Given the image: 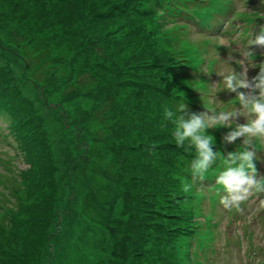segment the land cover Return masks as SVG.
Listing matches in <instances>:
<instances>
[{"label":"rangeland","instance_id":"374dc122","mask_svg":"<svg viewBox=\"0 0 264 264\" xmlns=\"http://www.w3.org/2000/svg\"><path fill=\"white\" fill-rule=\"evenodd\" d=\"M223 2L228 5V0ZM125 3L136 7L132 19L147 8V0ZM83 4V0H0V264H76V254L84 263L93 259L94 264H229L215 252L233 214L220 203L227 193L216 177L224 170L227 153L245 147L243 137L227 143L223 137L230 128L207 129L214 137L213 150L220 155L204 180L193 179L195 149L178 147L175 126L164 118L159 92L165 85L163 77L157 69L131 60L132 51L120 54L117 37L124 32L120 26L125 28L127 17L101 19L98 11L81 12ZM235 8L264 13L261 3L252 7L242 0ZM198 9L203 24L222 10V4L208 1ZM176 21L189 24L188 31L171 39L175 47L166 41L164 49L180 52L193 77H177V83L195 92L190 102L212 108L217 99L209 100V92L223 84L217 73L242 70L243 51L225 53L224 36L217 42L208 34L199 35L184 15ZM172 24L168 21L164 29ZM44 50L49 56L36 60ZM28 55L33 61L27 67ZM216 59L222 61L214 67ZM256 59L247 58L248 69ZM254 69L259 72V66ZM236 100L235 96V105ZM195 108H188L185 118L207 111ZM244 122L245 117L237 116L233 127ZM252 146L257 173L264 175V140L257 139ZM176 150L178 156L184 150L192 154L183 167L187 179L181 183L191 185L188 192L182 187L184 198L169 186L174 181L169 175ZM216 185L221 186L220 193L214 191ZM179 199L182 203L176 206ZM73 211L76 218L71 219ZM76 219L89 221L91 227L83 237L77 233L70 237L66 254L59 249V238L65 227L74 230ZM240 219L258 220L254 211ZM262 221L253 226L251 240L264 247ZM204 222L201 238L188 235ZM239 229L246 237L251 235L245 224ZM237 233L226 234L227 256L233 264H248L249 259L255 264L261 247L247 256L244 241L230 243L239 237ZM76 243L78 248L72 246Z\"/></svg>","mask_w":264,"mask_h":264},{"label":"clouds","instance_id":"9594fccd","mask_svg":"<svg viewBox=\"0 0 264 264\" xmlns=\"http://www.w3.org/2000/svg\"><path fill=\"white\" fill-rule=\"evenodd\" d=\"M249 45L264 48V25H260ZM253 54L249 50L244 53V60ZM241 60V69L218 72L223 78V87L236 93L240 108L230 111H206L199 114L193 113L185 118L176 115L172 110L165 108L164 118L174 124L173 136L178 147L186 151L195 149L196 156L191 161L190 170L193 179L204 180L208 169L216 162L220 155L213 150L214 137L208 134L207 129L219 126L230 128L223 140L234 143L237 138L243 137L245 146L239 151H229L223 159L224 170L216 177V183L223 186L227 195L221 198L220 203L226 209L235 208L242 211L241 204L253 194L264 193V175H258L255 160L256 150L253 142L257 139L264 140V62L259 63V72L248 78V66ZM252 67H256L253 64ZM247 89L248 91H238ZM187 105L181 104L178 112H185ZM210 113V114H209ZM237 116L245 117L244 123H233ZM183 191L188 192L191 185L183 183Z\"/></svg>","mask_w":264,"mask_h":264},{"label":"trees","instance_id":"16d2710c","mask_svg":"<svg viewBox=\"0 0 264 264\" xmlns=\"http://www.w3.org/2000/svg\"><path fill=\"white\" fill-rule=\"evenodd\" d=\"M196 1L198 0H147V8L145 10H139L138 16H136L135 19H132L129 16H132V14L136 12V7L133 5L130 7L127 6L125 0H92L89 3L87 0H83L84 4L81 8V12L88 9L90 13L92 11H98L99 14L96 15L101 19L113 18L114 21H118L119 17H127L125 25L126 29L120 26L124 32L117 37L121 46L120 54L123 52L127 53V50H130L132 51L131 60H138L137 63L140 65H146L158 70V73L163 77L165 84L164 86L161 85L159 87V92L163 97L162 105L164 108H170L177 116L180 114L186 116L188 108H195V106V109L200 111V106L202 105L198 106L190 102V99L196 96L195 92L192 93L191 90L187 89L185 83L184 85L177 83V77L186 80H191L193 78L192 74L185 66L186 61L180 58V52H173L164 49L166 41L167 44L170 45V48L172 46L175 47L177 44L171 39L179 38L184 35V29L168 26V30H165L164 27L168 21L173 23L176 18L183 15L188 19H191V11L194 8V3H196ZM261 20L264 21V17H262ZM168 31H171V33H168ZM110 33L111 32H107V35ZM125 35H127L126 38H124ZM163 37L166 40L163 39ZM110 46L111 44H109V47ZM128 46L129 49H126ZM44 51H46V56H43ZM44 51H39L36 60L40 61L49 56V51ZM113 55L114 54H111V56ZM32 61V55H28L26 57L25 65L28 67ZM131 66L132 64L126 67L131 68ZM181 104L187 105L188 108H186L185 112L179 113L177 110ZM167 135L169 136L168 132ZM189 155L192 154H188L184 150V152H181L178 156V150H176L172 159V162L175 161L174 168L169 175L174 179V181H169V186L174 190L176 196L181 195L183 198L184 195L181 191L183 184L181 182H184L183 179H187V177L182 173L186 159ZM168 162H170L169 165L172 164L171 161H167L166 163ZM17 191L19 192L20 190ZM1 193L2 196H5L3 192ZM191 197L194 199L195 195L192 194ZM186 198L189 199L190 194ZM176 203V206H180L182 203L181 199L176 200ZM8 210L9 209L4 208V211L9 212ZM188 228H191V224ZM192 229L197 230L196 232L203 231V227H193ZM188 235L194 237L193 232H189ZM184 236L186 237L187 233H185Z\"/></svg>","mask_w":264,"mask_h":264},{"label":"bare ground","instance_id":"6f19581e","mask_svg":"<svg viewBox=\"0 0 264 264\" xmlns=\"http://www.w3.org/2000/svg\"><path fill=\"white\" fill-rule=\"evenodd\" d=\"M113 206V203L110 204V207ZM72 218H76L75 217V212L73 211L72 212V215H71V219ZM76 226L74 228V230H71L67 227H65V230H64V233L63 235L59 238V249L62 251V252H66L67 254V247L71 245V238L72 236H74L75 234L74 233H77L79 235H81V237H83L85 234H86V231L89 227H91V224L89 221H81L80 219H76ZM101 241V237L99 240H94L93 244L95 246L99 245V242ZM73 247L75 248H78V243L72 245ZM75 262L76 264H94L93 263V259L90 260V262H87V263H84L80 256L78 254L75 255Z\"/></svg>","mask_w":264,"mask_h":264}]
</instances>
